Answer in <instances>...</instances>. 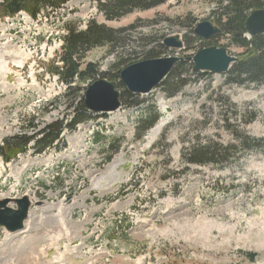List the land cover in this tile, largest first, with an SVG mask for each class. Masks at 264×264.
Instances as JSON below:
<instances>
[{"label":"rangeland","instance_id":"rangeland-1","mask_svg":"<svg viewBox=\"0 0 264 264\" xmlns=\"http://www.w3.org/2000/svg\"><path fill=\"white\" fill-rule=\"evenodd\" d=\"M96 4L76 0L37 19L0 18V147L34 138L70 114L66 86L46 71L68 29L85 31L95 21L121 30L125 52L98 47L84 60L108 73L120 56L141 62L175 36L184 49H166L161 57H193L201 49L194 29L211 21L215 8L214 0H168L108 21ZM227 44L223 39L216 47ZM226 48L234 57L243 52ZM181 72L185 86L176 80L168 86L167 77L138 103L66 129L59 148L38 155L28 141L10 163L0 155V202L26 197L31 203L25 230L0 227V264H264V83L232 84L227 73L194 77L187 66ZM84 86L74 94L84 97ZM167 116L170 123L145 149L148 134ZM193 147L227 153L199 163ZM119 157L118 181L93 189Z\"/></svg>","mask_w":264,"mask_h":264},{"label":"trees","instance_id":"trees-1","mask_svg":"<svg viewBox=\"0 0 264 264\" xmlns=\"http://www.w3.org/2000/svg\"><path fill=\"white\" fill-rule=\"evenodd\" d=\"M76 0H3L0 3V18H14L20 13H26L32 19H37L45 11H57L64 7L68 2ZM168 0H95L98 11L108 21L120 20L135 11H147L165 4ZM215 8L211 13V20L222 30V35L212 41L206 42L194 37L200 42L201 49L212 45H218L221 40H226L228 47L241 49L243 52L238 55V61L232 65L227 73L229 75V83L241 86L250 84L264 83V35L249 38L245 30L248 16L252 11L264 9V0H214ZM120 31L108 28L92 21L88 24L85 31L77 29H68L63 38L61 53L57 59L52 62L46 71L58 78V80L66 86V91L62 97L71 101L69 105L70 114L62 121H57L43 130L39 131L34 138H13L4 143L0 147V155L8 163L18 154L26 151L28 141H34V150L38 155L46 152L50 148H59L63 142V132L68 129L73 131L78 125L92 120L93 114L85 110L83 103L84 97L77 96L74 92L83 85H90L98 79H106L117 83L118 90L121 93L122 106L126 103H138L139 95L131 94L127 91L120 79L121 68L128 67L135 62V59L127 58L118 59L115 72L103 73L97 64H84V60L89 52L98 47H106L111 53L122 54L124 46L118 44ZM122 34V33H121ZM194 34V32H193ZM186 42L189 45V41ZM226 46V47H227ZM121 47V48H120ZM191 49V48H190ZM168 52L166 48L159 44L157 51L154 49L145 53L144 59H158ZM164 53V54H162ZM162 54V55H160ZM123 63L120 65V63ZM189 65V66H188ZM184 66L188 67V71H192L194 77L200 75H209V73H201L194 68L192 63H178L170 75L168 76V86L171 82L177 81L178 85L185 86L186 80L181 77L184 75L181 70ZM179 71V72H178ZM181 73V74H180ZM165 83V82H164ZM163 83V85H164ZM184 83V84H182ZM177 85V86H178ZM86 90V86L82 88ZM80 95V94H79ZM137 106V105H135ZM154 118L144 130L150 129L156 122ZM141 134V132H140ZM40 137V139H38ZM191 157L197 162L205 163L213 159H221L226 155L225 150L215 148L195 147Z\"/></svg>","mask_w":264,"mask_h":264},{"label":"water","instance_id":"water-1","mask_svg":"<svg viewBox=\"0 0 264 264\" xmlns=\"http://www.w3.org/2000/svg\"><path fill=\"white\" fill-rule=\"evenodd\" d=\"M245 30L250 38L264 35V9L250 13ZM221 34L222 30L212 21L199 23L194 29L195 37L203 41H211L220 37ZM163 44L169 51L184 49V43L180 36L167 38ZM237 60V57L229 55L226 48L211 46L200 50L193 57L185 59L170 56L143 60L123 69L120 78L129 93L149 95L170 75L179 62L193 63L199 72L222 75L226 74ZM120 98L121 93L116 82L100 79L87 88L83 106L91 114H108L116 112L122 107ZM12 202L16 204V209L9 207L10 204H14ZM30 206L31 203L26 197L0 202V227L12 234L23 231Z\"/></svg>","mask_w":264,"mask_h":264},{"label":"bare ground","instance_id":"bare-ground-1","mask_svg":"<svg viewBox=\"0 0 264 264\" xmlns=\"http://www.w3.org/2000/svg\"><path fill=\"white\" fill-rule=\"evenodd\" d=\"M162 112L165 113L166 106L163 104L162 106ZM115 113V112H112ZM110 114V113H108ZM171 117H162L158 123L155 125V127L150 131L146 138V144L144 146L145 149L150 148L160 137V135L163 133L166 126L170 123ZM122 158H117L109 167L106 172V175H104L102 178L96 180L93 183V189H103V188H111L119 179V174L117 173V168L122 164ZM106 183V185H104ZM14 200H17L16 198ZM61 211H59L60 213ZM60 217V216H59ZM61 218V219H60ZM59 218V223L61 224V227L65 228V222L62 216ZM8 239V238H7ZM5 254V253H4ZM1 256V254H0Z\"/></svg>","mask_w":264,"mask_h":264}]
</instances>
